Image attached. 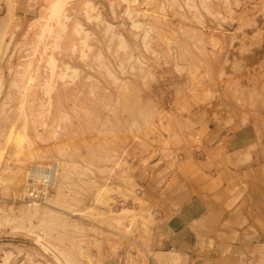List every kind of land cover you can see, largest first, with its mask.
<instances>
[{
    "label": "rangeland",
    "instance_id": "1",
    "mask_svg": "<svg viewBox=\"0 0 264 264\" xmlns=\"http://www.w3.org/2000/svg\"><path fill=\"white\" fill-rule=\"evenodd\" d=\"M243 144L264 163V0H0V264H155L197 165ZM35 166L58 182L29 214Z\"/></svg>",
    "mask_w": 264,
    "mask_h": 264
},
{
    "label": "crops",
    "instance_id": "2",
    "mask_svg": "<svg viewBox=\"0 0 264 264\" xmlns=\"http://www.w3.org/2000/svg\"><path fill=\"white\" fill-rule=\"evenodd\" d=\"M252 147L227 146L219 160L200 161L194 194L148 240L155 264H245L260 253L257 219L246 213L253 189L264 187V163L246 157Z\"/></svg>",
    "mask_w": 264,
    "mask_h": 264
},
{
    "label": "built area",
    "instance_id": "3",
    "mask_svg": "<svg viewBox=\"0 0 264 264\" xmlns=\"http://www.w3.org/2000/svg\"><path fill=\"white\" fill-rule=\"evenodd\" d=\"M35 167H31L27 172L24 198L27 203L42 202L51 192L50 184L53 176L51 169Z\"/></svg>",
    "mask_w": 264,
    "mask_h": 264
},
{
    "label": "bare ground",
    "instance_id": "4",
    "mask_svg": "<svg viewBox=\"0 0 264 264\" xmlns=\"http://www.w3.org/2000/svg\"><path fill=\"white\" fill-rule=\"evenodd\" d=\"M36 168H40V166H38ZM41 168H44V167H41ZM52 174H53V176H52V181H51V184H50V188H53L54 189L55 188V184L58 182V178H57L58 171H56V169H55L54 172H52ZM49 194H50V192H49ZM48 195H46L45 199L42 202H38L37 201V202H32V203H26V204H28V206H27V210H28L27 213L32 214V212H34L33 210H35V211L40 210V207L41 206H43L46 202H50V201H47L48 200L47 199V196Z\"/></svg>",
    "mask_w": 264,
    "mask_h": 264
}]
</instances>
